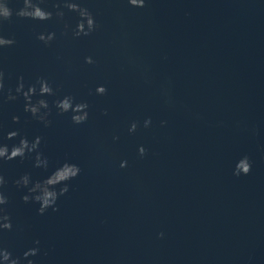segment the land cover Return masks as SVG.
Wrapping results in <instances>:
<instances>
[{
  "label": "water",
  "instance_id": "95a60500",
  "mask_svg": "<svg viewBox=\"0 0 264 264\" xmlns=\"http://www.w3.org/2000/svg\"><path fill=\"white\" fill-rule=\"evenodd\" d=\"M55 2L40 7L55 13ZM77 2L98 25L90 36L61 35L80 19L67 9L63 21L13 15L0 31L16 40L0 49V144L40 136L49 160L47 170L35 153L0 161L13 225L0 246L21 258L39 247L35 264H264V0ZM49 32L46 46L37 35ZM20 76L25 90L40 77L57 90L32 97L48 101L50 126L24 111L22 95L6 101ZM66 95L88 103L86 122L59 114L53 102ZM245 156L250 172L234 175ZM66 161L81 171L58 210L39 215L14 181L43 180Z\"/></svg>",
  "mask_w": 264,
  "mask_h": 264
},
{
  "label": "clouds",
  "instance_id": "9594fccd",
  "mask_svg": "<svg viewBox=\"0 0 264 264\" xmlns=\"http://www.w3.org/2000/svg\"><path fill=\"white\" fill-rule=\"evenodd\" d=\"M43 0H22L23 6L19 9H13L9 6L10 0H0V31L3 29L4 23L11 22L13 15L22 19H32L39 21H47L53 18V15L63 21L65 17L64 9L70 12H75L79 16V20L75 28H72L68 23H64V31L61 35L67 36L69 30L72 33L73 38H79L81 36H90L94 31L97 30L98 25L96 24L95 18L92 13L86 7H82L77 0H57L52 7L55 9V13L48 11L40 4ZM131 6L144 7L145 0H128ZM37 39L43 42L46 46L50 45L52 41L56 39L55 32H49L47 34L40 33L37 35ZM16 43L14 37H5L0 34V49L11 47ZM2 63V58H0ZM85 63L93 64L94 61L91 56L85 57ZM5 72L0 67V96L4 95L5 91ZM37 85L39 90L37 91ZM56 89L52 87L49 81L43 77L37 79L35 84H30L25 90V83L23 76L18 78L17 87L15 88V95L11 88L7 89L6 101H15L21 95L25 100L24 111L30 113L34 120L39 121L45 127L51 125L52 121L49 119L51 115V108L46 99L40 98L33 102L32 97L39 95L54 96L56 95ZM107 89L104 86H99L96 89L98 95L106 94ZM55 107L58 109L59 114L71 112V120L74 124H82L88 119V108L87 102H75V97L66 95L63 99H58L53 102ZM105 115L107 112L105 111ZM14 123L19 122L18 116L12 117ZM164 123V122H162ZM151 124V120L147 119L144 121V127H148ZM137 128V122H133L129 128L130 132H134ZM19 135L18 131H11L7 134V139H14ZM114 139H118L114 137ZM42 141V137L37 136L33 141H29L27 137H21L18 144L12 145L11 148L7 144H0V161H11L19 158L23 161L26 156L31 153H35L34 167L42 168L47 170L49 167V160L39 151V147ZM146 149L144 147L139 148V154L145 155ZM127 162L122 161L121 167H126ZM251 170V162L247 156L240 159L235 167L234 175L239 176L241 174L247 175ZM81 169L78 165L65 162L62 166L58 167L53 171L47 178L43 180L33 181L31 175L25 173L19 179L14 181L17 188H27V194L22 196V200L25 203L35 202L39 204L37 212L39 215H44L49 208L53 211H57V200L60 196L65 195L69 191L68 181L76 178ZM7 181L3 174H0V235L5 231L12 230L11 215L5 205L8 204V197L2 191ZM58 185H62L57 189ZM161 237L163 233L159 234ZM36 245H39L40 241H34ZM40 249L39 247H33L23 253V257H13L12 253L7 248L0 246V262L2 264H22V260H27V264H35V262L29 257L37 256Z\"/></svg>",
  "mask_w": 264,
  "mask_h": 264
}]
</instances>
